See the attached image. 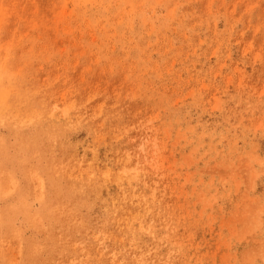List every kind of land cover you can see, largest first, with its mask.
Instances as JSON below:
<instances>
[{
    "label": "rangeland",
    "instance_id": "rangeland-1",
    "mask_svg": "<svg viewBox=\"0 0 264 264\" xmlns=\"http://www.w3.org/2000/svg\"><path fill=\"white\" fill-rule=\"evenodd\" d=\"M0 264H264V0H0Z\"/></svg>",
    "mask_w": 264,
    "mask_h": 264
}]
</instances>
